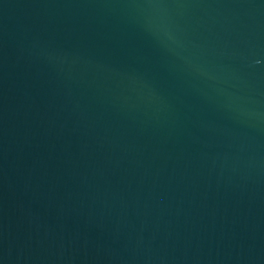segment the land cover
<instances>
[{"label": "water", "instance_id": "1", "mask_svg": "<svg viewBox=\"0 0 264 264\" xmlns=\"http://www.w3.org/2000/svg\"><path fill=\"white\" fill-rule=\"evenodd\" d=\"M0 264H264V0H0Z\"/></svg>", "mask_w": 264, "mask_h": 264}]
</instances>
